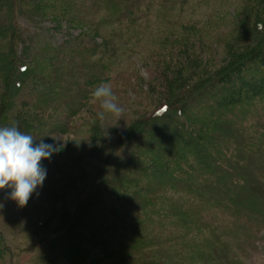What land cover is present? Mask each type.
Segmentation results:
<instances>
[{
    "label": "trees",
    "instance_id": "obj_1",
    "mask_svg": "<svg viewBox=\"0 0 264 264\" xmlns=\"http://www.w3.org/2000/svg\"><path fill=\"white\" fill-rule=\"evenodd\" d=\"M143 1L0 0V126L14 124L34 144L59 148L53 154L60 156L64 148L50 143L41 127L62 129L55 113L75 115L93 87L128 58L143 41L145 23L137 24L143 12L179 8L184 0ZM260 4L199 89L182 83L177 72L167 75L166 85L176 87L168 102L115 136L102 131L88 140V154L97 153L95 182L73 212L59 211V228L46 242L50 264H96L101 257L114 258L112 264H248L254 253L264 254V0ZM20 16L34 26L43 20L58 31L80 32L52 44L20 27ZM99 31L100 40L92 39ZM22 41L29 63L16 56ZM40 163L46 174L57 165ZM166 189L177 197L165 198ZM1 235L5 264L10 250Z\"/></svg>",
    "mask_w": 264,
    "mask_h": 264
},
{
    "label": "rangeland",
    "instance_id": "obj_2",
    "mask_svg": "<svg viewBox=\"0 0 264 264\" xmlns=\"http://www.w3.org/2000/svg\"><path fill=\"white\" fill-rule=\"evenodd\" d=\"M146 1L142 4H146ZM259 9H262L260 0H184L179 8L155 6L140 15L141 23L137 24L141 26L145 23L146 26L145 30L140 31L143 41L137 43L128 58L117 63L112 76L102 82L111 87L117 103L122 107L121 118L116 121L105 114L101 119L99 101L93 102L91 93L85 99L83 108L72 117L55 113V120L60 118L63 128L55 132L50 125L41 128H45L43 133L50 143L59 144L64 149L60 156L56 152L49 159L42 160L47 165H57L52 173L46 174L38 190L39 195L33 194L25 206L18 207L8 197L9 190L0 191V231L10 250L5 264L51 263V258L47 256V252H51L46 242L59 228V211L73 212L72 206L75 207L87 195L95 182L96 172L92 168L95 167L93 164H96L97 153L88 154V140L97 133L98 137H102V131L107 137L115 136L135 119L152 113L161 102H168L176 87L166 85L164 79L167 75L177 72L179 80L190 84L193 89L204 83L206 77H211L224 63L228 46L231 45L229 41L241 30L244 20L249 22ZM17 22L20 27L52 44L78 36L80 32L73 28L58 31L52 22L43 20L34 26L22 16L17 17ZM95 34L92 39L96 41L103 36L100 31ZM25 45L22 41L16 52L17 58L23 61H26ZM55 120L48 123L53 124ZM95 128L98 129L94 131ZM176 195L169 189L164 191L165 198H175ZM55 210L58 213L54 214ZM39 222L43 225L40 226ZM262 234L264 237L263 231ZM259 244L263 245L264 242ZM93 255L100 256L99 249H95ZM114 261V258L101 257L96 264H112ZM246 263L264 264V254L256 252Z\"/></svg>",
    "mask_w": 264,
    "mask_h": 264
},
{
    "label": "clouds",
    "instance_id": "obj_3",
    "mask_svg": "<svg viewBox=\"0 0 264 264\" xmlns=\"http://www.w3.org/2000/svg\"><path fill=\"white\" fill-rule=\"evenodd\" d=\"M93 102L99 101L101 119L105 114L121 118L122 107L107 83H100L91 92ZM53 145L40 141L18 130L16 125L0 126V191L9 190L8 197L18 207H23L29 198L39 195L46 177V169L40 163L58 151Z\"/></svg>",
    "mask_w": 264,
    "mask_h": 264
}]
</instances>
